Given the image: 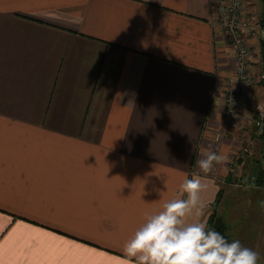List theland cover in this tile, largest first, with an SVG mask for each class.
<instances>
[{
    "label": "crops",
    "instance_id": "1",
    "mask_svg": "<svg viewBox=\"0 0 264 264\" xmlns=\"http://www.w3.org/2000/svg\"><path fill=\"white\" fill-rule=\"evenodd\" d=\"M216 19L212 0H0V264H129L186 175L206 222L224 185L248 187L229 180L263 167L264 140L250 102L224 120ZM201 148L225 157L207 176Z\"/></svg>",
    "mask_w": 264,
    "mask_h": 264
},
{
    "label": "clouds",
    "instance_id": "2",
    "mask_svg": "<svg viewBox=\"0 0 264 264\" xmlns=\"http://www.w3.org/2000/svg\"><path fill=\"white\" fill-rule=\"evenodd\" d=\"M201 153L197 165L205 176L225 160L210 149L201 148ZM206 190L203 177L186 175L176 197L164 202L159 211L145 213L143 223L123 247L129 264H258V252L238 239L229 242L202 219Z\"/></svg>",
    "mask_w": 264,
    "mask_h": 264
},
{
    "label": "rangeland",
    "instance_id": "3",
    "mask_svg": "<svg viewBox=\"0 0 264 264\" xmlns=\"http://www.w3.org/2000/svg\"><path fill=\"white\" fill-rule=\"evenodd\" d=\"M248 7L257 17L256 23L246 31L247 47L250 54L248 63L249 72L247 73V85L244 89V97H241L243 104L250 102V107L254 110V123L260 114H264V83H263V65H264V47L262 46V36L264 34V0H248ZM262 43V44H261ZM231 49V48H230ZM234 57V68L230 74L229 80H233L236 87L238 78V66ZM258 56V57H257ZM228 80V81H229ZM252 88H257L256 92L251 93ZM227 88L224 94V100L228 94ZM240 99V98H239ZM259 113V116L257 114ZM258 134V131L255 130ZM264 132L260 134L264 140ZM253 164L251 159L249 160ZM235 174L234 165H230ZM263 168V169H262ZM243 173L229 180L232 183H242L246 189L223 186L220 193L219 202L216 210L218 216L222 219L226 227V235L229 241L240 240L241 243L252 248L260 254L258 264H264V193L251 189V186L258 185L264 187V162L263 167L247 165ZM239 174V173H238ZM228 181V182H229ZM258 196L259 205H254L253 197ZM211 215V213H210ZM209 215V216H210ZM208 216V218H209ZM208 220V219H207Z\"/></svg>",
    "mask_w": 264,
    "mask_h": 264
},
{
    "label": "built area",
    "instance_id": "4",
    "mask_svg": "<svg viewBox=\"0 0 264 264\" xmlns=\"http://www.w3.org/2000/svg\"><path fill=\"white\" fill-rule=\"evenodd\" d=\"M219 32L224 36L235 55L238 66L236 87L233 80L228 81V94L224 100V120L230 121L235 112L239 98L244 97L247 85L248 63L250 59L246 41V31L253 26L257 17L248 7V0H212ZM258 134L264 132V114H260L256 121Z\"/></svg>",
    "mask_w": 264,
    "mask_h": 264
},
{
    "label": "trees",
    "instance_id": "5",
    "mask_svg": "<svg viewBox=\"0 0 264 264\" xmlns=\"http://www.w3.org/2000/svg\"><path fill=\"white\" fill-rule=\"evenodd\" d=\"M262 46L264 47V44H262ZM219 198H220V193H218V196H217L215 202L211 205V215L209 216V218L207 220V225L209 228L215 229V230L219 231L220 233H222L225 236V238L229 241V239L226 235L225 224L216 212V207H217V204L219 202Z\"/></svg>",
    "mask_w": 264,
    "mask_h": 264
},
{
    "label": "water",
    "instance_id": "6",
    "mask_svg": "<svg viewBox=\"0 0 264 264\" xmlns=\"http://www.w3.org/2000/svg\"><path fill=\"white\" fill-rule=\"evenodd\" d=\"M262 43L264 44V34L262 36ZM263 83H264V65H263Z\"/></svg>",
    "mask_w": 264,
    "mask_h": 264
}]
</instances>
